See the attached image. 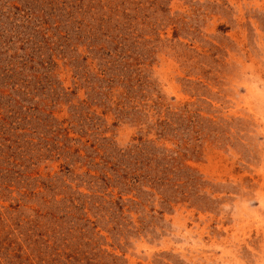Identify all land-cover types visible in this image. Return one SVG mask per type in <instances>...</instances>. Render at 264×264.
<instances>
[{"label": "rangeland", "instance_id": "1", "mask_svg": "<svg viewBox=\"0 0 264 264\" xmlns=\"http://www.w3.org/2000/svg\"><path fill=\"white\" fill-rule=\"evenodd\" d=\"M0 264H264V0H0Z\"/></svg>", "mask_w": 264, "mask_h": 264}]
</instances>
